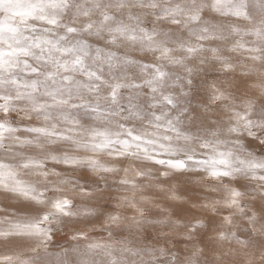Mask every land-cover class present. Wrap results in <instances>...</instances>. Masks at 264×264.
I'll return each instance as SVG.
<instances>
[{"label": "clouds", "instance_id": "9594fccd", "mask_svg": "<svg viewBox=\"0 0 264 264\" xmlns=\"http://www.w3.org/2000/svg\"><path fill=\"white\" fill-rule=\"evenodd\" d=\"M0 264H264V0H0Z\"/></svg>", "mask_w": 264, "mask_h": 264}]
</instances>
